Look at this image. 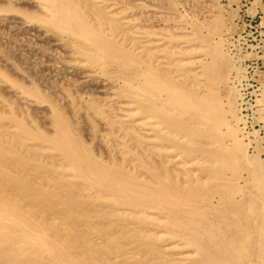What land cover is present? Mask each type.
<instances>
[{
  "label": "bare ground",
  "instance_id": "bare-ground-1",
  "mask_svg": "<svg viewBox=\"0 0 264 264\" xmlns=\"http://www.w3.org/2000/svg\"><path fill=\"white\" fill-rule=\"evenodd\" d=\"M2 1L74 71L42 57L40 85L0 57V264H264L224 18L184 34L135 1Z\"/></svg>",
  "mask_w": 264,
  "mask_h": 264
},
{
  "label": "rangeland",
  "instance_id": "rangeland-1",
  "mask_svg": "<svg viewBox=\"0 0 264 264\" xmlns=\"http://www.w3.org/2000/svg\"><path fill=\"white\" fill-rule=\"evenodd\" d=\"M134 1L136 5L146 10L159 9L160 13L162 12L157 17V20L154 19L156 20L154 22L156 26L158 25V28L162 25L161 28H165L164 26L168 25L171 29H175L174 27H176L175 30L182 31L184 34L191 32V24L194 21L202 24L203 30L207 31V24L210 22L212 16L214 17L218 14L224 18L225 26L221 32V36H215L216 39H220V37L223 39L224 50L229 58H231L229 79L225 81L226 86L225 88L223 87L224 91L222 90V92L225 95L226 87H231L232 84H234L232 88L235 89L233 91H236L233 94L236 95L237 115L241 119L239 123L241 133L243 132L245 135V141L247 143H249L248 141L252 142L248 144L249 154L259 158L263 162L264 167V0H125L124 2L131 5ZM169 1L174 2L176 5L177 15H171L172 17L168 11L170 8ZM4 4V1L0 2V5ZM15 6L18 7L17 4ZM159 11L157 12L159 13ZM162 18L163 20H161ZM180 21L184 22L183 26H179V23H182ZM5 22L7 23L8 21L3 20L0 22V47L3 48L0 49L2 54L0 56L2 59L1 63H3V59H7V61L4 62L10 64H8L10 66L9 68H17L20 74L22 72L28 80L30 79V81L35 82L40 81V85H42L41 78H43L40 76L46 72L39 70L40 59H42V57L43 59L46 57V61L52 63L56 68H60L59 70L61 71H74V68L67 63H63L55 52L52 53L51 49L45 48L46 51L41 55L42 52L39 50V46L41 44L46 46L47 44L33 32L34 30L31 29L32 27L30 24L23 23V26L17 24V26L14 25L13 28V25L10 26L8 23L7 26H5ZM5 27H7V29ZM10 27H12V29ZM2 35L3 37H1ZM32 36L34 38L31 40ZM28 37H30V39ZM6 39H8V41ZM1 42L3 45H1ZM4 42L6 43L4 44ZM4 46H8L9 48ZM4 48L8 50H4ZM36 49H38V54ZM8 51L10 52L8 53ZM26 51H28V54ZM18 52L21 53L19 54ZM15 54L17 56H15ZM22 55L24 60L22 59ZM32 58H34V60ZM30 59H32V63H37L38 65L35 64L36 66H33L34 64L31 63ZM53 60L57 61V63ZM34 67L38 68V71H36ZM36 73H38V75ZM43 88L46 89L45 87ZM41 115L44 114L42 113Z\"/></svg>",
  "mask_w": 264,
  "mask_h": 264
}]
</instances>
